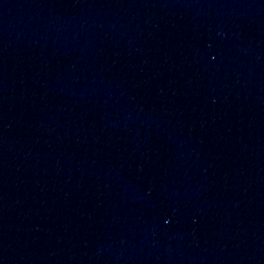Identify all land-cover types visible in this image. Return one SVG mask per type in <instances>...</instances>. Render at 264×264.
Segmentation results:
<instances>
[{
	"label": "water",
	"instance_id": "water-1",
	"mask_svg": "<svg viewBox=\"0 0 264 264\" xmlns=\"http://www.w3.org/2000/svg\"><path fill=\"white\" fill-rule=\"evenodd\" d=\"M0 264H264V0H0Z\"/></svg>",
	"mask_w": 264,
	"mask_h": 264
}]
</instances>
